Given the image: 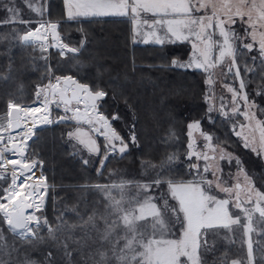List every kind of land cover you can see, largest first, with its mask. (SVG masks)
Returning <instances> with one entry per match:
<instances>
[{"label": "trees", "instance_id": "1", "mask_svg": "<svg viewBox=\"0 0 264 264\" xmlns=\"http://www.w3.org/2000/svg\"><path fill=\"white\" fill-rule=\"evenodd\" d=\"M7 3L8 0H0V119L6 117L9 103L33 105L39 100V87L71 76L89 85L92 91L107 93L98 101L99 114L108 118L126 142L135 135V143L129 142L124 154L109 155L101 168L103 155L85 154L68 136L69 131L83 124L69 119L58 122L64 116L60 109H54L53 123L34 131L26 152L28 162L35 159L41 163L36 169L42 183L49 185L44 206L36 213L39 227L34 226L33 234L22 238L8 229L0 215V264H25L26 260L36 264H94L100 259L97 251L107 253L105 264H117L113 245L123 248L127 231L118 230L107 241L100 238L106 222L120 226L121 211L113 203L120 202L124 210L133 209L147 197L155 198L152 188L147 190L140 185L159 179L165 182L160 185L164 187L167 181L195 178L197 174L184 160L186 126L190 122L201 121L200 129L213 136L214 144L225 145L229 153L239 158L240 167L264 191V153L257 154L243 146L233 131V126L237 127L234 118L209 112L201 70L170 65L172 60L184 57L181 52L187 51L188 46L135 44L129 18L70 20L65 17L64 0H49L48 22L59 21L57 31L62 43L79 50L61 57L52 49L47 53L20 42L25 30L18 22L4 23ZM235 31L241 33V28ZM32 40L31 37L29 41ZM241 44L236 42L238 62L244 60L252 71L241 69L240 76L248 82L247 90L257 105L258 116L264 120V95L258 94L264 85V58ZM95 138L98 145L105 144L103 137ZM10 182V175L0 178V187H7ZM121 184L123 188H110L107 192L96 187ZM157 200L152 202L159 203ZM164 220L163 232L158 224L154 227L152 217L137 221L136 231L144 239H176L182 230L180 223L175 224L171 216ZM252 223V264H264V218L256 214ZM231 234L230 229H209L200 240V264H245L246 247L237 239L234 241ZM133 254L124 252L127 257Z\"/></svg>", "mask_w": 264, "mask_h": 264}, {"label": "snow or ice", "instance_id": "2", "mask_svg": "<svg viewBox=\"0 0 264 264\" xmlns=\"http://www.w3.org/2000/svg\"><path fill=\"white\" fill-rule=\"evenodd\" d=\"M9 3H14V0H8ZM67 6L68 18L74 19L77 16H106V15H131L133 18V32H137L139 27L143 25L145 28L150 29L148 33L155 43L163 45L166 39L170 42L176 40H189L192 39L193 55L186 62L179 60H172L171 65L177 68H196L203 70L207 79L205 83L211 87L216 83L213 79L215 70L219 67L223 69L227 66V74H232L239 79V87H232L226 85L228 92L232 94V106L231 112L236 114H243L248 124H240L241 129L249 128L250 135L243 136L245 148H250L257 154L264 153V120H257L256 113L252 112L253 105L249 102L248 94L245 91L247 84L241 78V67L236 62V42H243L246 39H251L252 43H243V48L249 52L254 50V44L258 41L259 56L264 58V0H65ZM31 7V4H29ZM211 9V15H195L194 13L200 10ZM12 13L13 18L17 14V9L8 8ZM152 14L151 23L149 19L145 18L142 14ZM245 17L247 19H245ZM239 22L247 25L243 28V35L237 33L232 27ZM4 23H15V19H10ZM22 23H27L22 21ZM58 22L50 23L49 27L52 30L57 29ZM44 27V25H41ZM157 29L163 31V35H160ZM258 29H260L258 31ZM212 30V31H209ZM37 32L39 29L36 30ZM218 31V37L216 33ZM35 35L34 32H29L22 39L27 42ZM175 38L174 40L172 38ZM216 37V38H214ZM147 42V41H146ZM218 49V55L213 56V49ZM67 49L68 52L77 53L79 50L76 48H69L67 45L62 46V50ZM253 60L256 57H252ZM264 63V59H262ZM246 72L252 71L246 66L244 68ZM224 74V73H221ZM65 81H71L75 88L79 92L86 93L85 96L80 97L85 101L91 103H85V111L82 113L79 106H76L71 110L73 112L72 117H62L60 121L63 122L66 119H75L79 123L83 120L84 123L92 126V131L102 136L105 140V144L100 146L96 140L93 139L88 133L84 132L81 128L77 127L74 131H69V138H75L80 144L84 145L90 154L103 155V159L100 161L101 168L105 166V163L109 155L119 151L124 154L128 148V143H135V135L130 137L128 142L120 136L108 121V118L95 112L94 115H90L87 109L90 107L93 110L97 108V101L106 97L107 93L103 90L92 91L87 84H79L72 78L64 77ZM59 83V78H58ZM53 94L55 95L54 86ZM262 91L259 95H264V85L260 86ZM37 99H39L40 89L37 91ZM63 95V93H61ZM211 95V94H210ZM73 96H76V92H73ZM222 99V98H221ZM79 102V101H78ZM67 103V102H65ZM243 104L244 110L242 111L238 104ZM9 109H19L17 104L9 103ZM223 100L221 103V110L224 116H229L228 111H223ZM28 112H39L40 109L28 107ZM212 108H209V112ZM113 119H119V117H113ZM254 122V123H253ZM44 123H52L51 120L45 117ZM201 121H194L187 125L188 136L190 142L189 159L194 155L197 158H203L208 160L209 157L201 152L199 154L192 151L193 143L191 137L194 129L200 128ZM17 128L20 126L17 124ZM236 125L233 126L235 131ZM29 132L32 129L28 130ZM259 132V138L255 136L256 132ZM12 122L9 121L7 126L0 124V173H6L9 165L11 166V182L7 187H0V214H2L3 222L7 225L8 229L12 233H17L19 230L20 236H25L33 231V226L39 227V218L35 215H26L25 209H39L40 204L29 202L35 201L37 195L46 191L40 187L42 181L36 183H29V181H35V169L39 165L38 160L28 161L26 156V149L21 144H14L12 147L7 145L14 139ZM170 135H175L170 133ZM201 135L206 141L205 147L211 151L219 153L221 158L225 155L229 159H233L230 153L226 152L225 145H219L213 147L211 141L213 136L201 131ZM237 136H241L242 133L236 131ZM251 136V138H250ZM16 139L25 141L27 136H17ZM12 153L14 157L7 159L6 154ZM171 160V157L169 158ZM237 162V174L236 180L239 181L241 176L246 185L251 184V180L247 173L240 167L241 161L239 158H234ZM88 163L87 160L84 161ZM198 169V165H193ZM203 171L207 173L209 168L206 166ZM213 180L199 181L193 180L187 183H174L167 181L168 188L171 193V197L178 201L179 208L169 206L167 200H164L161 208L153 203V197H147L142 204L139 205V214H136V209L124 210L120 208V202H114L113 207L117 208L123 214L120 219L123 221L125 228L128 230L124 239V248L119 249L117 254L116 245H113V254L121 264H182L181 257H185L186 261L183 264H200V256L198 249L200 248V240L203 239L204 234L209 229L224 228L229 229L233 224L240 223V217L233 216L229 212V199H218L215 195H210L209 191L201 187V185H207L208 189L218 188L221 192L232 195L236 189L240 188V184L237 183L235 187L224 186V182L215 177L213 173ZM0 178H5L0 176ZM165 183L157 179L153 182L154 185L159 186ZM153 184L140 185L143 189H150ZM96 187L102 191H109L110 188L120 187L124 185H96ZM237 199L231 201L236 209L242 211L246 218L251 223L252 213L258 212L261 218H264V192H261L254 187H249L246 195L248 197L247 203L253 204L254 207L246 208L242 207V203L239 200V192H236ZM111 199V197H109ZM159 199H163L160 197ZM41 198V203H42ZM180 213L183 214V219L180 220ZM175 215L177 220H180V226L182 233L179 239H153L146 240L143 234L137 233L136 222L145 220L147 217H152L154 220V227L156 224L160 226V231L163 232L166 228L164 216ZM90 221L92 217L89 218ZM44 223H47L45 220ZM115 222H113L114 224ZM247 227L248 231H251V227ZM203 230V232H202ZM114 231V228L107 224L100 236L101 240L107 241ZM0 239H2V231H0ZM119 241H117V244ZM249 259H251L252 245L249 243ZM142 249V250H141ZM125 251H131L134 254L131 257L124 255ZM96 255L99 256V262L94 264H105L107 259V253L103 251H97ZM25 264H36L34 261L26 260ZM226 264V262H225ZM233 264L238 262L233 261Z\"/></svg>", "mask_w": 264, "mask_h": 264}, {"label": "rangeland", "instance_id": "3", "mask_svg": "<svg viewBox=\"0 0 264 264\" xmlns=\"http://www.w3.org/2000/svg\"><path fill=\"white\" fill-rule=\"evenodd\" d=\"M18 2L19 1H14L13 4L7 3L5 5V8H6V12H7L6 20L8 21L10 19H15V22L19 23V27L21 29L25 30L20 35V42H22L25 45H34L36 47H40L42 50H45L47 53H49V51L52 49L54 51H57L61 57H64L67 54L66 49H63V50H62V48L60 49V46H58L55 42H53L49 38L48 29L50 28L49 27L50 23L47 20L48 2H49V0H23V1L21 0V3H18ZM193 2H194V0H193ZM29 4H31V7H29ZM8 8H15V9L18 10L17 14H16V16L14 18L12 16V13L7 10ZM67 11H68V9H67V6L65 4V17L67 19H69L68 15H67ZM194 14L195 15H205V14L211 15V9H207V10L202 9L199 12L194 13ZM142 15L145 16V18H148L149 22L151 23V19H152V14L151 13L142 14ZM111 16H113V15H106V16H77V17H75L74 19H71V20H81V19H85V18L89 19V18H95V17L104 18V17H111ZM245 19H247V18L245 17ZM237 20H238V23L233 25L232 27L234 29H236V28L239 29V27H240L241 28V33H239V34L243 35V28L246 27L247 25L242 24L241 22H239V18H237ZM22 21H26L27 23H22ZM41 25H44V27H41ZM36 28L39 29L38 32L35 30ZM33 30H35V31H33ZM259 30L260 29H258V31ZM30 31H33L35 33V35L32 36L33 40L25 42L22 38L24 37V34L30 32ZM150 31H151L150 29L145 28L143 25H141L139 27V29L137 30V32L135 33L136 34L135 42L136 43H143V44H147V43L153 44V43H155L154 39L150 35H148V33ZM157 31L159 32L160 35H163V31L162 30L157 29ZM209 31H212V30H209ZM47 36H48V40H47L48 44L45 43V42H38L37 41V39H42V38H46L47 39ZM216 37H218V31L216 33ZM216 37H214V38H216ZM172 39L174 40L175 38L173 37ZM192 43H193L192 39H189V40H176L174 43L170 42V41H168L166 39V42L164 44H166V46L167 45H171V46H175V47H178L176 45L183 46L184 44L186 46H188V50L187 51L182 50V52H181L182 56H184V57L182 59H175V60H179L181 62H186L193 55ZM241 43H242L241 46L243 47V43H252V41L249 38V39L244 40ZM43 44H46L47 49H44ZM254 49L259 53L258 41L254 44ZM212 54H213V56L218 55V49L214 48ZM236 62L241 67V69L245 68L244 60L238 62V53H236ZM172 67H175V66H172ZM187 69H196V68L193 67V68H187ZM197 70H200V69H197ZM201 71L204 74V84L206 86L205 101L207 102L208 107L209 108L211 107L213 112H216V113L224 116L222 114V110H221V103H222V100H223V104H224L223 111H228L229 112V116H227V117H232V118H234L236 120L237 127L235 129V133H236V131H239V132L242 133V135L239 136V137L242 139V141L244 143L243 136L250 135V129L247 128V127L244 128V129H241L239 127V125L240 124L247 125L248 121L245 119L243 114H240V113L234 114V113L231 112V106H232L231 97H232V94L230 92H228L227 87H226V85H231L232 87L238 88L239 87V79L234 77L232 74H227V66H225L223 69L218 67L215 70V74L213 76V79L216 81V83L214 85H212L211 87H209V85H207L205 83V81L207 79V75H206V73L203 70H201ZM221 73H224V74H221ZM56 81H58V79H56L54 82L48 83L46 85H53V84L56 83ZM245 83L248 85L247 81H245ZM39 88L42 89L43 87H39ZM247 89L248 88H246L245 91L248 94L249 102L253 105L251 111L256 113L257 120H262L258 116V113L256 111L257 110V107H256L257 105L254 102L253 97L250 95L251 92L249 90H247ZM54 96L55 95L52 94L49 97H44L43 92L41 91L39 100L35 104H33V105H19L20 108H23L24 111L29 114V124H30V128L29 129H32V131L29 132L28 131L29 129H28L27 133L18 132L16 134H12L13 137H14V139L12 141H15V140L19 141V143L23 147H25L26 152L29 150L30 140H31V138L33 136L34 128L36 126H40V127L49 126V125H51L53 123L52 117L54 116V113H53L54 109H60L61 112L63 113L64 117H72L73 112L71 110H66V109H73L76 106H79V108H80L82 113L84 112V110H83L84 104H81V105H79V104H71L70 106H65V105H61L58 102L52 103L51 101L53 100ZM237 106L240 107L242 111L244 110V106H243L242 103L238 104ZM28 107L38 108V109H40V111L39 112H28V111H26V109ZM88 113L90 114V112H88ZM45 117H47V119L51 120L52 123H44ZM69 120L71 122L75 123V124H83V125H80L79 128H81L84 132L88 133L93 139L96 140L95 136L102 137L99 134H97L94 131H92V126L88 125L87 123H84L83 120H81L79 123L75 119H69ZM8 122L9 121H8L7 114H6V117L0 119V124H3L5 126H7ZM190 123H192V122H190ZM188 131L189 130H188L187 126H186L187 143H186V152L184 154V160L188 161V163L190 164L191 169L193 171H195V173L197 175H195V178H191V179L184 180V181H181V182L187 183V182L193 181V180L199 181L202 178L204 180H213L214 181L213 173H215V177L219 178V180L223 181L224 182V186L235 187V185L237 183L240 184V188L236 189V191H234L232 195L225 194V193L221 192L218 188H215L214 186L211 189H208L207 185H201V187H203L206 190H208L210 195L217 196L218 199H229L230 200V204H229V212H230V214L233 216V218H235L236 216H239L241 218L239 224H233L229 228L230 232H232L231 236H232L234 241H235V239H237L236 241H238L239 243H243L245 245L246 253H247V255H246L247 258L245 260V264H252L253 253L251 255V259H249V255H248L249 248H248V245H249V243H251V245H252L251 252H252L253 246H254V241H255V239L253 238V235H252V231L254 230V228H253L254 225H253L252 221H253V218L255 217V215L256 214L259 215V213L258 212L252 213V220H251V223H250L249 220L246 218L245 214L242 211H240L239 209H236L234 204L231 203V201H234V200L237 199L236 192H239V200L242 203V207L252 208V207H254V205L253 204H249V203L246 202L247 199H248V197L246 195V192L248 191L249 187H254L255 189H258V190H260V189L255 185L254 181L249 176L248 177L251 180V184L250 185H246L245 184V182L243 180V176H241L239 181L236 180V174H237L238 168H237L236 159H234L235 158L234 155L230 153L231 156L233 157V159H229V157L227 155H225L224 158H221L219 153L213 152L209 148L205 147L206 141L204 140V137L201 135V131L202 130L200 128L193 130V134H192V137H191V141L193 143L192 151L197 153V154L203 152L209 157V159L208 160H204L203 158H197V156H195V155L191 159H189V156H188V153H189L188 144L190 142V138L188 136ZM17 136H27L28 138L25 141H21V140L15 138ZM255 136L257 137V139L259 138V132L258 131L255 133ZM250 138H251V136H250ZM72 139L74 141H76L78 149L84 151L85 154H87V155H96V154H90L87 151V149L84 147V145L80 144L75 138H72ZM211 145L213 147L218 146V145L214 144L212 141H211ZM0 146H2V145H0ZM7 146L10 147V143ZM226 152L229 153V151H227V150H226ZM115 153H119V151H116ZM10 154L11 153H7L6 154V158L10 157ZM119 154H121V153H119ZM39 165H41V163H39ZM193 165H198V169L194 168ZM206 166L209 168V171L207 173H205L203 171V169ZM35 171L40 173V171L38 169H35ZM7 175L8 176L10 175V177H11V167H10V165H9L8 171L6 173H0V176H3V177H6ZM181 182H177V183H181ZM44 184L41 183L42 188L43 189L46 188V191H45V193L43 195L44 197L43 196L40 197L41 194H39L37 200L35 201V203H38V199H39L40 208L38 210L34 209V208L30 210L31 212L34 213L35 216H37V214H36L37 211L41 210L43 208V206H44V203H45V199H46L47 190L49 188V185L47 184V187H46V185H44ZM151 188L155 191V195L153 194V196L155 197L154 200L158 199L157 201L159 202V203H157V202L156 203L153 202V203H155L158 206V208H161L162 212H163L162 205L164 204V200H167V203H168L169 206L179 208L178 201L171 197V193H170L169 188H168V183L164 187H162L160 185L159 186L153 185V187H151ZM261 192H264V191H261ZM160 197H163V199H159ZM41 198H43V202L42 203H41ZM231 206H232V209L230 208ZM134 208L137 210L136 214L138 215L139 214V211H138L139 205L135 206ZM131 209L132 208H129V210H131ZM119 213H120V216L123 214L122 212H119ZM0 215L2 217V214H0ZM168 216L169 217L170 216L174 217V219H175L174 223L175 224L176 223H180V220L183 219V214L182 213H180V220H177L175 215H165L164 217H168ZM249 223H250L251 231L247 230V227L249 226ZM112 227L114 228V231L112 232L113 236L116 235V232H118V230L128 231L125 228V226L123 224V221L121 219H120V226L119 227H117V226H115V227L112 226ZM33 228H34V226H33ZM235 232L238 233L239 237L238 236L235 237V235H236ZM181 233H182V230L180 231V233H179V235H178V237L176 239L180 238ZM15 234L17 236H20L19 235V231H17V233H15ZM32 234L33 233L26 234V237L31 236ZM20 237L25 238V236H20ZM158 239H164V238H158ZM146 240L147 239H145V242H146ZM123 243H124V240H123ZM115 245H116V243H115ZM123 248H124V246H123ZM123 248H117V251L119 252V249H123ZM181 261H182V264H183V262L186 261V258L185 257H181ZM236 262H238V261H236ZM117 264H121V262L118 261ZM231 264H233V261L231 262ZM238 264H241V263L238 262Z\"/></svg>", "mask_w": 264, "mask_h": 264}, {"label": "water", "instance_id": "4", "mask_svg": "<svg viewBox=\"0 0 264 264\" xmlns=\"http://www.w3.org/2000/svg\"><path fill=\"white\" fill-rule=\"evenodd\" d=\"M35 30H37V28ZM35 30H33V31H35ZM33 31H30V32H33ZM48 33H49L50 40H52L53 42L58 43L59 45H64L62 43V41L60 40L59 33H58L57 29L52 30L51 28H49L48 29ZM66 51H67V49H66ZM67 77H69V76H67ZM63 78H59V83L58 82L56 83V86L54 88L56 94H55V96H54V98H53V100L51 102L52 103L58 102L61 105H65V106H70L71 104H79V105L83 104V102H82L83 99H80V97L85 96L86 93L79 92L75 88V85L71 81H65ZM71 78H72V80H75L77 83H79L76 78H73V77H71ZM79 84H81V83H79ZM39 89H40V92L41 91L43 92L44 97H49L50 95H52V90H51V87H49V85H46V87H44L42 89L39 88ZM73 92H76V96L75 97L73 96ZM61 93H63V95H61ZM65 102H67V103H65ZM85 102L86 103H91L90 101H85ZM96 103H97V108L95 110H93L92 108L89 107L90 108L89 109L90 115H94L95 112L99 113L98 101ZM7 117H8V121L12 122V128H13L12 134L18 133L20 128H21L20 111H19V109H16V108L9 109V107H8ZM109 123H110V121H109ZM17 124L20 126L19 128L16 127ZM37 129H39V128H37ZM37 129H35V130H37ZM14 144H20V143L17 140L12 141L10 143V147H12ZM10 156L12 158H16V157L13 156L12 153L10 154ZM25 214H26V209H25ZM17 231H19V230H17Z\"/></svg>", "mask_w": 264, "mask_h": 264}, {"label": "bare ground", "instance_id": "5", "mask_svg": "<svg viewBox=\"0 0 264 264\" xmlns=\"http://www.w3.org/2000/svg\"><path fill=\"white\" fill-rule=\"evenodd\" d=\"M37 41L38 42H47V39L46 38H42V39H37ZM56 43V42H55ZM58 46H60V49L62 48V46L63 45H59L58 43H56ZM58 81H56V83H57ZM56 83L55 84H53L52 86H54V88H55V86H56ZM51 90H52V94H53V88L51 87ZM82 102H83V104H84V108H83V110L85 111V101L84 100H82ZM19 111H20V123H21V128H20V130H19V132H23V133H27V130L30 128V124H29V114L28 113H26L25 111H24V109L23 108H19ZM87 112H89V108L87 109ZM9 123V122H8ZM37 128H42V127H40V126H36L35 128H34V130L33 131H35V129H37ZM31 136V135H30ZM29 136V137H30ZM7 159H12V157L10 156V157H8ZM11 167V166H10ZM35 177L37 178V180H35V181H29V183H36L37 181H41V179H40V175H39V173L37 172V171H35ZM40 187L42 188V186H41V184H40ZM47 187V186H46ZM39 195V194H38ZM38 195H37V198H38ZM37 200V199H36ZM35 200V201H36ZM35 201H32V200H30L29 202H33V203H35ZM31 209H26V215H34V213L33 212H31L30 211Z\"/></svg>", "mask_w": 264, "mask_h": 264}, {"label": "crops", "instance_id": "6", "mask_svg": "<svg viewBox=\"0 0 264 264\" xmlns=\"http://www.w3.org/2000/svg\"><path fill=\"white\" fill-rule=\"evenodd\" d=\"M113 16H119V17L129 18V19L131 20V27H132V32H133V28H134L133 18H132L130 15H124V16H121V15H113ZM147 19H148V18H147ZM135 38H136V34H134V32H133V40H134V43H135V44H141V45H161V44H157V43H153V44H150V43H147V44L136 43V42H135ZM163 45H166V44H163ZM167 46H171V45H167Z\"/></svg>", "mask_w": 264, "mask_h": 264}, {"label": "built area", "instance_id": "7", "mask_svg": "<svg viewBox=\"0 0 264 264\" xmlns=\"http://www.w3.org/2000/svg\"><path fill=\"white\" fill-rule=\"evenodd\" d=\"M47 40H48V36H47ZM46 43L48 44V42H46ZM43 47H44V49H47L46 44H43Z\"/></svg>", "mask_w": 264, "mask_h": 264}]
</instances>
